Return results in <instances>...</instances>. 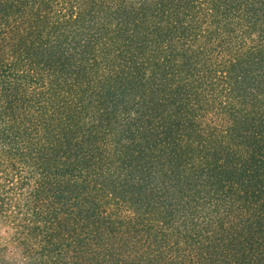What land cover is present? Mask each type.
I'll return each mask as SVG.
<instances>
[{
	"label": "trees",
	"instance_id": "obj_1",
	"mask_svg": "<svg viewBox=\"0 0 264 264\" xmlns=\"http://www.w3.org/2000/svg\"><path fill=\"white\" fill-rule=\"evenodd\" d=\"M0 264H264V0H0Z\"/></svg>",
	"mask_w": 264,
	"mask_h": 264
}]
</instances>
